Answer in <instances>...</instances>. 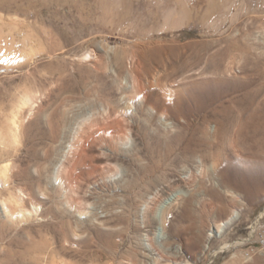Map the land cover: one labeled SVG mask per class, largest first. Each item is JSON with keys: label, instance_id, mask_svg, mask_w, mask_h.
<instances>
[{"label": "rangeland", "instance_id": "1", "mask_svg": "<svg viewBox=\"0 0 264 264\" xmlns=\"http://www.w3.org/2000/svg\"><path fill=\"white\" fill-rule=\"evenodd\" d=\"M5 1L11 7L0 5L2 20L31 31L45 53L10 66L0 61V133H8L14 113L22 133L19 144L0 152V167L10 164L17 174L12 188L24 195L25 207L33 210L32 198L40 209L29 221H9L0 184V252L28 247V264H264V190L249 194L227 182L239 178L237 162H243L251 188L264 184V156L233 155L224 175V165L205 160L202 166L197 154L153 155L154 135L175 134L178 123L199 116L179 118L171 108L148 105L134 94L129 73L141 61L149 76L185 97L191 83L211 77V54L225 50L226 78L264 86V0ZM19 34L17 45L27 50ZM232 40L239 44L230 51ZM196 43L212 45L201 61L191 49ZM154 93L163 96L162 88ZM27 95L32 102H23ZM118 121L123 146L108 137ZM153 156L160 161L154 170ZM238 209L239 220L207 242L213 227ZM157 213L166 218L161 230ZM192 221L202 236L188 249L182 246ZM174 229L185 236L172 238ZM150 241L154 247H146ZM226 244L231 248L221 252ZM183 249L185 256L178 254Z\"/></svg>", "mask_w": 264, "mask_h": 264}, {"label": "bare ground", "instance_id": "2", "mask_svg": "<svg viewBox=\"0 0 264 264\" xmlns=\"http://www.w3.org/2000/svg\"><path fill=\"white\" fill-rule=\"evenodd\" d=\"M54 1H56L57 3L60 2L59 0H54ZM0 5L1 7H5V8L11 7L5 0H3L0 3ZM69 5L71 6V4ZM83 8H82V13H83L82 16L84 20L85 19L87 20L88 19L87 17H90L89 16L90 14H87L88 13L87 11L85 13ZM1 9L3 10V8ZM76 9L79 10L80 8H76ZM57 10L59 11V9ZM26 13L28 14L29 12L26 11ZM1 16H0V61L1 62L7 64L8 66H10V64L15 65L16 63L21 64L32 59L33 56L37 54L39 55V53L41 52L45 53V51H43L42 49V46L39 44L40 41L37 40L38 38L36 39V36H34V34H32L31 31H22L18 26L17 21H11V23H6L2 20ZM87 25H90L89 20H87L86 22V26ZM5 27H7L8 29L6 28L7 29L6 30ZM43 32L45 33L49 32L52 37H54L53 34H55L53 33V31L46 30V28ZM21 33L24 35L23 38L24 42L23 41L22 42L27 44L29 43L28 45L30 46V48H28L27 50L21 49L19 48L20 46L17 45L20 44L19 38H21V37L18 38L17 35L18 34L21 35ZM46 39L48 38L46 37ZM47 41H49V39ZM234 44L238 45L239 43L236 40H232L229 42V45L231 46L229 48L230 51L234 50L232 48ZM211 48L212 45H210L209 43H196L191 46V49L195 53V58L199 61L203 59V52L209 51ZM227 53L228 51L218 50L215 53L211 54L210 56V63L212 68L210 74L211 77H209L207 80L203 82L199 81L196 83L195 82L191 83V85H189L187 88V94H185L186 95L185 97L180 95L176 97L173 92H171L165 87L163 81H161L156 74L149 76L146 68H144L141 61L139 62L136 61L135 64H133V67L130 69L129 73L132 75L133 78L132 87L134 94L138 98L142 99L148 105L149 104H154L156 106L158 105L160 109H162L163 111H167L171 108L174 112L172 110L171 111L176 115V117L179 118L180 116L182 117V115L199 116V119L197 121H191L190 119L185 121L183 120L182 123L177 122L178 123L177 127L180 129V131L175 134L170 133L169 131V132H159L156 136L154 135V137L157 139V143L154 147L151 148L152 150L151 152L153 153V155L159 153L163 155L165 158H168L171 157V155H174L175 153H182L185 155L197 154L200 155L199 161L202 166L205 165V160H210L213 163V165L216 167L224 165L225 166L223 170L224 175H227L228 170H231L230 166L236 162L234 161V159H232L233 155H237L240 157L248 156V155H253V156L255 155L258 157L264 156V86L252 87L250 85H243L241 83L232 82L228 78H226V75L231 72L230 68L224 65V59ZM169 82L171 81H168V83ZM155 88H162L163 90L162 97L155 95L154 93ZM30 101L32 102V96L27 95L23 99L24 103ZM13 115L14 116L10 118L12 120H9L11 121V123L9 124L10 126H8L9 128L8 133L7 134H2L3 132L0 133V152H2L3 150L6 151L7 147L11 145L15 146V144H19L20 139L22 137L20 119L18 118L16 113H14ZM198 116L195 117L197 118ZM117 123L119 124V126L113 128L109 133L110 134V136H108L109 141L116 146L117 145L123 146L127 144L125 130L122 126L123 124L122 121H118ZM5 151L4 153H6ZM152 159H153L152 160L153 166L151 167V169L154 170L158 168L160 161L155 160L154 156L152 157ZM237 166L239 173V176L237 174V177L239 178L233 182L227 181L229 186H232L235 189H241L242 191H245L249 194L252 192L260 193L262 190H264V184L261 183H258L254 187V189L251 188L249 181L251 177H249V171L246 168L245 163L237 162ZM16 179H17V174L14 172L10 164H5L0 167V184L6 187L5 190L6 193L8 194V197L2 198L1 204L7 219L9 221H12L13 223L14 221H20V222L23 221L25 222V220L29 221V219L32 218L33 216H38L40 212L39 205L36 203L35 200L31 198V204L33 206V210L31 211L25 207L26 204L24 201L25 199L22 198V196L24 195L18 196V194L13 191L12 186L14 185ZM57 180H61L58 172H57ZM69 180L73 181L74 178L71 177L69 178ZM214 193L215 196L218 198V200H223V196H221L220 193L216 191ZM29 195L31 197V194ZM247 196L249 195L247 194ZM241 198L242 197L240 196V194L234 195V200L236 203L241 202L242 200ZM227 209H228L227 205H224L222 206L221 210L225 212ZM188 211L191 214L192 208L189 207ZM239 217H240V210L239 209L234 210L231 216H229V218L226 221L213 227V230H211L212 233H210L209 237L207 238L208 240L207 242H209V240H211L214 237H221V234L223 232H225L235 222L239 220ZM154 218H156L159 224L158 228L160 230L163 229V226H165L166 224L165 223L166 218L161 216L159 213L155 214ZM151 219L149 222H151ZM191 224H192L190 229L191 235L187 237V241H186L187 243L184 242V246L181 245L182 247H188V249L189 247H195L198 244V242L201 240V236H202L200 230L198 229L196 230L193 221ZM63 235L65 236L66 239H68V235L66 232H64ZM171 236L176 240L179 239L181 240L183 238L182 236H185V233H183V231L180 229L177 230L174 229V231L171 232ZM183 241L184 240H182V242ZM107 244L110 247H114V246L116 247V244L111 240H107ZM146 247H154V245L150 241L146 245ZM230 248L231 246L226 244V246L222 247L221 252L228 251ZM27 249L28 247L2 248L0 252V264H28L27 257L25 255V252L23 251ZM187 252H188L187 250L183 249V252L180 251L178 252V254L185 256ZM34 258L35 260L40 261L39 255H35ZM225 264H230V262H227Z\"/></svg>", "mask_w": 264, "mask_h": 264}]
</instances>
